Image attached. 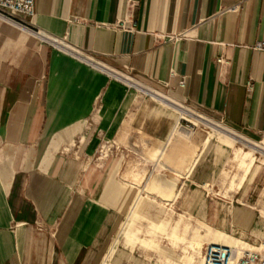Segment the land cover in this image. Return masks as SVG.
<instances>
[{
  "label": "crops",
  "instance_id": "obj_1",
  "mask_svg": "<svg viewBox=\"0 0 264 264\" xmlns=\"http://www.w3.org/2000/svg\"><path fill=\"white\" fill-rule=\"evenodd\" d=\"M31 24L64 49L0 19V264H102L154 157L183 210L243 230L216 196L230 147L204 148L203 131L120 77L260 140L264 0H35Z\"/></svg>",
  "mask_w": 264,
  "mask_h": 264
},
{
  "label": "rangeland",
  "instance_id": "obj_2",
  "mask_svg": "<svg viewBox=\"0 0 264 264\" xmlns=\"http://www.w3.org/2000/svg\"><path fill=\"white\" fill-rule=\"evenodd\" d=\"M168 98L205 119L201 121L186 112H180L181 115L175 113L176 117L183 116L186 119L187 122L181 121L180 127L188 133L201 130L205 137H210L204 148L210 144H218L223 149L230 147L229 157L220 168L218 180L223 189L229 186L230 190H216V196L227 201L234 210L243 209L238 216L234 210L222 211L228 219H239V227L243 230L230 226L211 227L204 221L206 211L190 213L183 210L180 202L184 190L174 189L177 180L172 174L162 180L156 177L157 158L154 157L138 164L148 171L134 176L133 183L138 187L137 199L130 212L121 219L102 264H202L203 251L207 245L231 248L236 252L264 253V152L259 149V139L243 138L221 122L197 113L179 100ZM209 122L213 125H209ZM186 125L191 128L187 130ZM214 125L240 139L232 138ZM189 142V139L184 138L183 143L188 146L184 152L189 153L192 163L198 153L197 147L191 146ZM138 165L133 164V167ZM252 184L255 188L253 191L235 190L236 187ZM202 192L205 194L208 190Z\"/></svg>",
  "mask_w": 264,
  "mask_h": 264
},
{
  "label": "built area",
  "instance_id": "obj_3",
  "mask_svg": "<svg viewBox=\"0 0 264 264\" xmlns=\"http://www.w3.org/2000/svg\"><path fill=\"white\" fill-rule=\"evenodd\" d=\"M35 14V0H0V19L4 20L7 23L19 26L21 28H24L30 33L43 38L45 40H48L54 45H57L56 40H53L49 37L45 36L39 31L32 28L31 20L34 17ZM254 48L258 51H264V42H258L255 44ZM70 49V48H69ZM72 51L74 54L79 56L77 52ZM81 57V56H79ZM83 58V57H81ZM85 59V58H84ZM219 64H223V61L221 59L218 60ZM120 77V76H119ZM122 78L130 88L134 89L141 95H143L146 98H149L150 100L160 102L167 106L166 108H169L173 110L177 115H181L179 109H183L188 114H191L192 112L184 109L182 106L178 105L177 103L169 100L168 97H166L164 94H162L159 91L153 90L151 88L143 86L140 82L137 80L130 78V77H120ZM179 86L181 88L185 87V80H181L179 82ZM251 88V86H248ZM163 98L167 99L170 104L165 103ZM181 102V101H180ZM183 103V102H182ZM193 117H197L198 119L200 116H196L193 113L191 114ZM189 116V115H186ZM190 117V116H189ZM203 119V118H202ZM181 121H186V119L183 116H178V122L177 125L181 126ZM187 122V121H186ZM186 128H191L190 126L186 125ZM259 145H261V148H259L261 151L264 152V127L261 131ZM112 146L109 144V142H104L102 147L100 148V156H105L107 153L110 152ZM202 264H264V253L263 252H236L232 250L231 248H225L222 246H213V245H207L206 248L203 251L202 256Z\"/></svg>",
  "mask_w": 264,
  "mask_h": 264
},
{
  "label": "bare ground",
  "instance_id": "obj_4",
  "mask_svg": "<svg viewBox=\"0 0 264 264\" xmlns=\"http://www.w3.org/2000/svg\"><path fill=\"white\" fill-rule=\"evenodd\" d=\"M54 46H55V45H54ZM56 47L58 48V50H62V49H64L60 44H57ZM72 53H73V52H72ZM97 68H100V67H97ZM100 69H101V68H100ZM163 100L165 101V103L169 102L166 98H165V99L163 98ZM166 100H167V102H166ZM167 104H170V103H167ZM179 111H180V112H186V113L188 114V112L185 111V110H183V109H179ZM199 118H201V117H199ZM201 121H205V120L201 118ZM209 125H211V124H209ZM215 128L218 129V130H221V131H223V132H225V133H227V134H229L232 138L240 139V138L234 136V135L231 134V133H228L227 131H225V130L219 128V127H216V126H215Z\"/></svg>",
  "mask_w": 264,
  "mask_h": 264
}]
</instances>
